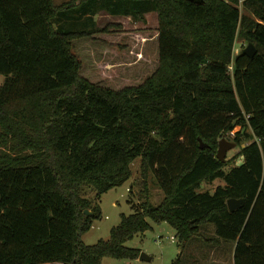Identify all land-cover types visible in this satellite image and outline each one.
Returning <instances> with one entry per match:
<instances>
[{
	"label": "trees",
	"instance_id": "obj_1",
	"mask_svg": "<svg viewBox=\"0 0 264 264\" xmlns=\"http://www.w3.org/2000/svg\"><path fill=\"white\" fill-rule=\"evenodd\" d=\"M101 12L157 13L159 66L142 84L113 89L82 75L75 41L120 28H99ZM238 38L253 58L234 56ZM0 74V264L135 260L141 250L126 243L149 221L185 244L214 225L206 243L231 245L234 264H264V0H0ZM239 126L244 163L226 171L219 141ZM138 159L163 200L87 245L102 213L84 188L101 199ZM216 180L225 185L201 191ZM232 198L246 203L231 212Z\"/></svg>",
	"mask_w": 264,
	"mask_h": 264
},
{
	"label": "rangeland",
	"instance_id": "obj_2",
	"mask_svg": "<svg viewBox=\"0 0 264 264\" xmlns=\"http://www.w3.org/2000/svg\"><path fill=\"white\" fill-rule=\"evenodd\" d=\"M55 5H60L70 0H53ZM243 15H251L241 7ZM97 19L98 27L105 28L112 24L120 28H109L110 34L99 35L95 39H79L74 43V52L83 63L82 75L89 80L113 89H122L126 86L142 84L150 77L159 66V41L156 16L150 19V25H140L138 28L131 26L127 20L113 18L101 14ZM134 24V22L132 21ZM249 43L243 38H238L235 44L234 56L244 51ZM232 66H230V70ZM6 76L0 74V86L5 82ZM241 130L236 127L233 132L226 133L225 138L234 142L235 134ZM235 143V142H234ZM247 145L246 143L243 146ZM241 147L230 150L227 154L229 161L226 171L235 165L244 163L240 155ZM133 175L123 185L103 194L101 199L96 198L93 186L84 188V196L99 205L102 218L96 220L92 228L83 235L87 245H94L100 240L110 238L111 229L121 222L122 215H130L133 209L139 208L145 201L158 205L164 198L156 177L150 172L147 177L143 174L141 160L138 159L132 166ZM225 182L216 180L204 183L201 191L214 190ZM152 228L145 234H140L126 243L127 247L140 249L148 258L141 260L116 259L105 257L102 264H234L231 245L224 244L216 247L206 243L212 236L214 225H208L201 236L196 237L187 244L182 243L177 231L167 223H154L149 221ZM205 228V229H206ZM174 238V240H172ZM59 264V263H52ZM192 264V263H191Z\"/></svg>",
	"mask_w": 264,
	"mask_h": 264
},
{
	"label": "water",
	"instance_id": "obj_3",
	"mask_svg": "<svg viewBox=\"0 0 264 264\" xmlns=\"http://www.w3.org/2000/svg\"><path fill=\"white\" fill-rule=\"evenodd\" d=\"M190 2H193L195 4H203L204 0H189ZM243 53L247 55L250 58H253L257 54V48L253 44H249L246 49H244ZM201 143V148L204 149L206 148L207 144L204 143L202 139H200ZM236 143L228 141L225 137L220 139L219 141V147H218V152H217V158L221 162H226L227 160V154L230 150L234 149L236 147ZM228 207L231 212L239 209L240 207H243L246 203L245 199H229L228 200ZM85 213L87 215H91L92 212L90 210H86ZM141 260H146L148 256L145 253H141L140 257Z\"/></svg>",
	"mask_w": 264,
	"mask_h": 264
},
{
	"label": "crops",
	"instance_id": "obj_4",
	"mask_svg": "<svg viewBox=\"0 0 264 264\" xmlns=\"http://www.w3.org/2000/svg\"><path fill=\"white\" fill-rule=\"evenodd\" d=\"M101 14H105L106 16H110V17H113V18H122V19H124V20H127V22L131 25V26H133V25H135V27L134 28H138V26H140V25H146L145 27H147V26H149L150 25V19L152 18V16H156V19L158 20V15H157V13L156 12H149V13H147V14H145V21H135V20H133L132 18H130V17H125V16H113V15H110V14H108V13H106V12H101V13H99L97 16H96V18H99V16L101 15ZM132 21L134 22V24L132 23ZM96 22H97V19H96ZM97 25H98V23H97ZM192 264H193V262H191ZM190 263V264H191ZM200 263V261H197L196 262V264H199Z\"/></svg>",
	"mask_w": 264,
	"mask_h": 264
},
{
	"label": "built area",
	"instance_id": "obj_5",
	"mask_svg": "<svg viewBox=\"0 0 264 264\" xmlns=\"http://www.w3.org/2000/svg\"><path fill=\"white\" fill-rule=\"evenodd\" d=\"M172 240H174V238H172Z\"/></svg>",
	"mask_w": 264,
	"mask_h": 264
}]
</instances>
